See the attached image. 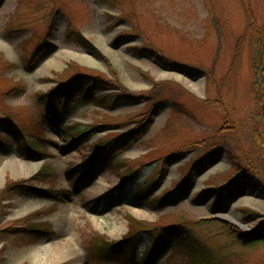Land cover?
<instances>
[{
  "label": "rangeland",
  "instance_id": "374dc122",
  "mask_svg": "<svg viewBox=\"0 0 264 264\" xmlns=\"http://www.w3.org/2000/svg\"><path fill=\"white\" fill-rule=\"evenodd\" d=\"M125 1L127 16L103 0H0V139L8 146L0 145V193L8 179L28 181L51 196L62 192L54 200L21 192L0 196V229L6 228L0 264H124L111 260L110 252L89 254L88 241L97 233L122 252L137 247L138 262L153 246L150 236L168 226L191 232L229 264H264V246L243 245L221 223L250 234L261 219L244 221L241 210L264 218L263 197L248 193L218 215L212 200H194L216 180L247 170L264 182V79L251 65L258 49L254 30L264 31V0ZM76 33L108 62L72 41ZM82 72L109 82L106 92L121 93L119 104L108 109L73 102L62 113L60 101L61 123L51 118L42 127L46 107L39 96ZM154 111L146 134L136 141L125 137L124 146L118 138L137 131ZM5 122L18 125L29 141L45 130V155L18 151ZM82 132L85 138L76 142ZM108 141L102 157L111 160L89 161L92 146ZM219 152L220 162L196 179L188 200L154 209L142 200L143 189L137 195L141 184L154 196L168 193L188 169ZM232 160L239 165L232 167ZM45 162L56 177L30 182ZM132 219L151 232L133 237L142 230L134 221L131 228ZM34 224L49 225L50 234L19 246L25 228H17L34 230ZM170 256L165 250L157 264H182L183 254Z\"/></svg>",
  "mask_w": 264,
  "mask_h": 264
},
{
  "label": "trees",
  "instance_id": "16d2710c",
  "mask_svg": "<svg viewBox=\"0 0 264 264\" xmlns=\"http://www.w3.org/2000/svg\"><path fill=\"white\" fill-rule=\"evenodd\" d=\"M119 1L120 0H103V3H105L109 8H121L120 10L123 15L129 14L131 10L125 9L126 1H121L124 2L121 3L122 7H120V5L118 4ZM134 9L135 6L132 9V13L134 12ZM253 34L258 40V49L257 56L253 59V62L251 61V65L255 74L262 75V78L264 79V31L261 30L257 33L256 30H254ZM70 37L72 41L77 43V45L85 47L92 56L104 62H108V59L105 58L103 54L98 51L91 44V42L85 39L81 34L76 33L75 36ZM134 37L135 36L129 37V41H132ZM34 55L36 58H40V49H38V51L35 52ZM150 55H153L152 51ZM179 71L185 73L184 70ZM90 83H92V85H90ZM108 83L109 82H106V80H104L101 76H91L82 72L69 80H64L61 85L55 87L54 90L49 91L46 94H41V96H39V100H41L46 107V110L44 111V118L41 121V126L44 127L52 119L53 124L61 123V121L59 120L60 115H58L59 109H57L60 101L63 102L61 106L62 113L66 112L69 109L70 104L73 102L86 104L94 102L99 106H103L108 109L116 107L119 104L121 93H107L106 91H108V88L110 86L108 85ZM97 93L101 94V96L97 97ZM157 113L158 111L150 113V115L147 117L148 119H146L142 127H140L137 131L133 130L129 134H126L123 138L118 139L123 140L124 146H126V144L128 143L125 141V137L132 136V139L135 141L137 139H140L146 134V130L151 124V119H153V117H155ZM105 125L104 127L108 126L107 124ZM4 128L9 133H11L18 146V151H20L21 153L26 152L29 156L31 155L33 157H41L45 155V130L42 129L40 131V135L33 137V139L29 141L28 135L23 133V130H21L18 125L14 124L13 122H5ZM139 132L141 133L140 135L138 134ZM85 134L86 132L78 133L76 142H81V140L85 138ZM111 142L112 141H108L107 143L102 142L99 145H93V152L89 156L90 161H110V158L104 159L102 155L104 150L110 148L109 144ZM0 145L1 147L8 149V146L5 144V140H3L2 138L0 139ZM97 147L99 148L97 149ZM220 154V152L217 154H212L211 156L209 155L200 160L197 164L186 171L182 184L181 181L178 182V186L176 185L177 187L172 188V190H170L168 193L163 192L159 197L154 196V191H152L153 188L145 187L142 184L138 186L136 193L139 197H141L144 190L145 192L142 200L152 206L154 209H164V207L182 203L188 200L193 193L196 179L205 174L220 162V160L216 159ZM231 164L232 167H237L239 165V162L232 160ZM135 176L136 173L129 174L128 179H133L135 178ZM55 177L56 175L53 171L52 164L50 162H45L39 172L31 178L30 182L46 183L51 182V179H54ZM216 181L217 182L214 183L213 187L208 186L199 194H196L194 196V200L195 202H201L203 204L207 203L209 200H212L210 209L217 215L226 214L231 209L233 204L245 197L248 193H253L254 195H258L259 197L264 198V182L256 177L253 174V171L247 170L242 175H240L239 178H234L231 175L228 178H223L221 182H219L218 180ZM16 192L27 194L30 197L40 196L42 198H45L51 196L50 191L38 188V186L35 184H31L28 181H14L12 179L6 180L5 187L2 189L0 196L3 197L7 195L9 197ZM61 194L62 192H53V196L51 197H53L54 200ZM10 205V203L6 204V206L8 207ZM2 206L3 204L0 203L1 208ZM241 212L244 221H256L258 219H261L259 224L255 226L254 230L250 234L243 232V230L235 225L221 221L223 229L226 231L229 237L234 238L243 245L248 246L259 243L264 246V218H262V216L258 213L252 212L249 209H242ZM133 221L134 219L131 220V228ZM210 221L215 222L216 219L212 218L210 219ZM134 225L139 226L142 231L134 233L133 237H137L138 235L142 234H148L149 232H151L149 226H146V224L141 223L137 220L134 221ZM20 228H25V233L23 235L20 234L17 238V244L19 246L20 244H22L21 246L32 245L40 241L41 239H44L45 237L43 235L48 236L50 234V232H48L50 231V226L47 224H39L33 226L34 230H32L30 226L18 227L17 229ZM5 229H0V233L4 234L3 231ZM150 241L151 243L153 242V246H151L145 252L143 259L139 260L138 262L135 261L137 247H134L131 251L129 250V252H122L120 244H110L106 237L101 236L98 233L92 236L88 241V251L90 255H93V257H96V255L97 257H102L104 256L105 252H110L111 260L115 262H122L124 264H129L126 262L128 261V259L131 260L132 264H157L159 257L167 249L171 251V256H175L176 252L180 253V256L181 254H183L184 259H182V264H229L228 257L223 256L215 249L208 247L204 241L194 237L191 232H186L183 235L181 229L176 226L159 228L157 236L155 238H152L150 236ZM174 243L175 246L173 245ZM6 246L7 245H3L1 251H4ZM176 247H178L177 250H175Z\"/></svg>",
  "mask_w": 264,
  "mask_h": 264
}]
</instances>
